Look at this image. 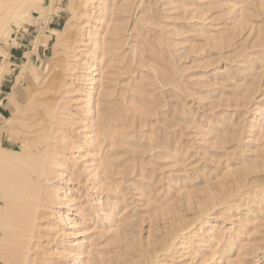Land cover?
Segmentation results:
<instances>
[{
  "label": "rangeland",
  "instance_id": "374dc122",
  "mask_svg": "<svg viewBox=\"0 0 264 264\" xmlns=\"http://www.w3.org/2000/svg\"><path fill=\"white\" fill-rule=\"evenodd\" d=\"M13 1L0 191L28 141L43 172L9 264H264V0Z\"/></svg>",
  "mask_w": 264,
  "mask_h": 264
},
{
  "label": "bare ground",
  "instance_id": "6f19581e",
  "mask_svg": "<svg viewBox=\"0 0 264 264\" xmlns=\"http://www.w3.org/2000/svg\"><path fill=\"white\" fill-rule=\"evenodd\" d=\"M1 1V0H0ZM28 1V0H26ZM33 0H30L28 2H31ZM35 1V0H34ZM33 1V2H34ZM40 1V0H39ZM38 1V2H39ZM6 2V1H5ZM15 2V1H13ZM25 2V1H23ZM27 2V3H28ZM37 2V1H36ZM34 2V5L35 3ZM9 3V2H7ZM15 4L16 6L14 7L15 8V11L11 12L10 9L13 8V6H11L10 8L9 7H5L6 9V13L3 14L5 16L1 17L2 20H0V39H6V37H8L10 35V32L9 30L12 29V25L15 24L17 21V16L16 14H18V9L20 10L21 12V9L23 8V6L25 5H22V8L19 7L18 5V1H16ZM26 3V2H25ZM26 3V4H27ZM4 4V2L2 3ZM32 4V3H31ZM38 4V3H36ZM6 5V4H4ZM8 6H10L9 4H7ZM6 5V6H7ZM28 5V4H27ZM18 6V7H17ZM21 6V4H20ZM26 6V5H25ZM17 7V8H16ZM33 7L32 5H30V8ZM13 8V9H14ZM21 8V9H20ZM25 8V7H24ZM2 9V8H1ZM4 9V8H3ZM28 9V10H29ZM33 9V8H32ZM12 10V9H11ZM27 10V11H28ZM5 11V9L3 10ZM29 12V11H28ZM19 15V14H18ZM21 15V14H20ZM18 23V22H17ZM9 38V37H8ZM10 40V39H9ZM5 41V40H4ZM7 42V40H6ZM43 89V88H42ZM35 126V125H34ZM43 126V125H42ZM36 127V126H35ZM47 129V128H46ZM33 130V129H31ZM36 133V130H34ZM32 132V131H31ZM30 132V133H31ZM39 132V131H37ZM40 133V132H39ZM31 135V134H30ZM36 135V134H35ZM34 135V136H35ZM33 136V135H31ZM38 136V135H37ZM35 136V138L37 137ZM29 137V136H28ZM27 137V139H28ZM44 137V136H43ZM39 138V137H38ZM40 138H41V135H40ZM40 140V139H39ZM32 141V140H31ZM31 141H28L30 142L29 145H27L25 148H28L26 152H21L22 153L21 157H24L20 160L17 161V159H15L17 162L14 163V161H12L15 156L12 155L13 152H11V154L9 155V158L12 159V164L11 166H9L8 170H7V178H5V180L3 181V189L1 188L2 191H0V264H9V262H12L13 258L12 257H15V254L17 252H15V254H12V249L14 250V247L16 246V240L18 241V236H20L21 234L23 233H19L17 232V228H20V225H19V219L23 220L22 216L25 215V211L23 209H28L30 208L29 205L31 203V201L35 200L33 198V196L36 197V195H33V192L30 191V188H34L32 185L34 183V179L35 177L32 176L31 174H38L41 176V170H38L40 167L38 164H40L39 162L36 163L38 167H36V164L35 162H33L35 159L33 158L30 159V155L31 156H34L33 153H35L34 151H31ZM35 141V140H34ZM37 142V141H36ZM41 142V141H39ZM43 142V141H42ZM38 143V142H37ZM22 145L24 144H21V147ZM34 147V146H33ZM41 147V146H40ZM3 149V147L1 148ZM39 149V148H38ZM4 150V149H3ZM41 150V149H40ZM2 151V150H1ZM6 151V150H4ZM3 151L2 154H5V152ZM13 151V150H12ZM22 151H24V147L22 149ZM39 152V151H38ZM10 153V151H9ZM19 153V154H20ZM37 156H38V153H36ZM6 155V154H5ZM25 155V156H23ZM20 156V155H19ZM3 157V156H2ZM5 157V156H4ZM8 157V156H7ZM5 157V158H7ZM30 157V158H29ZM29 158V159H27ZM36 158V157H35ZM4 159V158H2ZM1 160V159H0ZM8 160V164L10 163L9 159ZM7 160L5 161V159L3 160V162H7ZM4 162V163H5ZM37 162V161H36ZM2 163V162H1ZM7 164V166H8ZM3 165V163H2ZM5 165V164H4ZM41 165V164H40ZM4 167V166H3ZM42 167V165H41ZM2 169V168H1ZM6 169V168H5ZM4 170V169H3ZM38 171H40V173H38ZM5 174V173H4ZM36 174V175H37ZM5 176V175H4ZM37 177V176H36ZM38 180V179H36ZM1 182V181H0ZM37 182V181H36ZM37 184V183H36ZM39 186V185H38ZM37 188V187H36ZM38 189V188H37ZM32 190V189H31ZM35 190V189H34ZM36 192V191H34ZM38 198V197H37ZM36 201V200H35ZM34 204V203H33ZM33 207H31L30 209H32ZM28 210V211H32V210ZM24 211V213H23ZM27 214H30L27 213ZM26 218V217H25ZM29 217H27L28 219ZM19 220V221H18ZM21 232V231H20ZM18 234V236H17ZM16 242V243H15ZM15 246L12 248V245ZM16 248V247H15ZM14 255V256H12Z\"/></svg>",
  "mask_w": 264,
  "mask_h": 264
}]
</instances>
